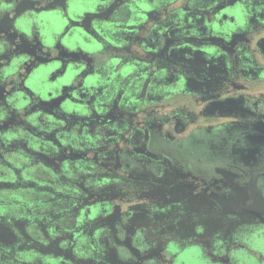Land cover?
I'll return each instance as SVG.
<instances>
[{"label": "flooded vegetation", "instance_id": "flooded-vegetation-1", "mask_svg": "<svg viewBox=\"0 0 264 264\" xmlns=\"http://www.w3.org/2000/svg\"><path fill=\"white\" fill-rule=\"evenodd\" d=\"M0 264H264V0H0Z\"/></svg>", "mask_w": 264, "mask_h": 264}, {"label": "rangeland", "instance_id": "rangeland-1", "mask_svg": "<svg viewBox=\"0 0 264 264\" xmlns=\"http://www.w3.org/2000/svg\"><path fill=\"white\" fill-rule=\"evenodd\" d=\"M182 104H184V102H181Z\"/></svg>", "mask_w": 264, "mask_h": 264}]
</instances>
